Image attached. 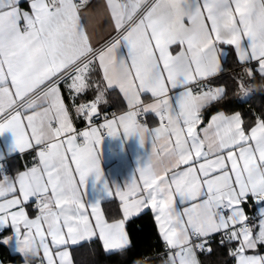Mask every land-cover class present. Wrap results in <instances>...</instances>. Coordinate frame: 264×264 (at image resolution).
Instances as JSON below:
<instances>
[{
  "label": "snow or ice",
  "instance_id": "snow-or-ice-1",
  "mask_svg": "<svg viewBox=\"0 0 264 264\" xmlns=\"http://www.w3.org/2000/svg\"><path fill=\"white\" fill-rule=\"evenodd\" d=\"M19 3L0 0V134L11 130L21 151L38 148L39 163L16 178L22 199L0 203V224L11 221L21 250H32L38 236L48 264H53L42 221L57 246L76 244L77 237L98 230L105 250H121L129 244L125 223L148 208L163 239L177 249L179 259L172 258V264H198L194 249L210 252L208 238L220 232L222 244L239 242L230 252L237 264H264V257L245 255L257 242L264 243V208L258 223L249 227L241 206L249 195L264 202V119L258 118L246 132L239 113H219L196 130L202 109L225 91H203L200 83L221 71L220 58L226 54L221 45L234 47L241 64L257 61L264 77V0H156L139 16L145 0H107L114 26L121 31L100 49L92 47L80 20L87 0H30L31 12L22 11ZM121 42L128 45L129 55L118 59ZM172 45L183 48L173 55ZM94 60L103 67L106 87L118 86L135 109L106 119L101 127L116 136V126L122 125L124 133L138 136L141 143L151 136L153 149L159 141L163 154L159 167L149 158L140 168L142 185L133 181L127 192L117 188L124 219L113 223L104 219L99 202H90L93 224L84 201L88 177L94 174L100 180L103 175L100 129L77 132L60 94L61 84L72 99L89 89L87 75ZM246 72L252 76L250 69ZM238 88L243 97L251 94L243 81ZM171 90L178 91L170 96ZM141 93H150L152 102L141 101ZM103 97L101 90L95 101L76 107L77 113L85 112L91 123ZM27 111L33 114L25 120L21 113ZM141 112L158 115L160 126L149 129L138 123ZM105 189L111 193L109 185ZM16 191V183L5 175L0 197ZM30 197L38 201L35 219L21 206ZM16 206H21L18 211ZM254 227L259 228L255 238ZM57 255L61 264H70L67 251Z\"/></svg>",
  "mask_w": 264,
  "mask_h": 264
},
{
  "label": "crops",
  "instance_id": "crops-1",
  "mask_svg": "<svg viewBox=\"0 0 264 264\" xmlns=\"http://www.w3.org/2000/svg\"><path fill=\"white\" fill-rule=\"evenodd\" d=\"M76 2L79 3V0H76ZM116 2L123 3L125 2V0H116ZM154 2H156V0H145V3L142 4L141 8L137 10L136 16H139L142 12H144L145 7L153 4ZM160 2L169 3L171 2V0H160ZM19 8L22 11L31 12L30 0H20ZM80 20L81 23L84 25L85 31L89 35L90 43L94 49L103 48L108 42L117 38L119 32L121 31L119 29H116L114 26L115 20L111 16L110 9L107 6V0H87V4L80 9ZM184 23L187 25L189 22L185 20ZM21 26H23V21H21ZM125 27H127V23L125 24ZM221 47L223 49H226V54L220 58L221 71L218 74L211 77H206L201 81L204 82L208 81L211 83L212 78L217 77L219 74L224 72L225 64L227 61H229L228 55L231 49L234 51L235 60L239 63V65L248 67V69H250L251 72H253V70L257 71L258 68L257 61H249L241 64L237 59V54L235 52L234 47L228 45H221ZM182 48L183 46L172 45L170 46L169 51L173 55H176L178 51L182 50ZM116 54L118 59L127 58L129 55L128 45L126 43L121 42L116 50ZM96 69H99L100 71L101 81H99V83L97 84L95 88L96 94L91 99L87 101H81L80 99L82 94L85 93L87 90L83 91L80 94H76L75 98L72 99L70 98V96H72L73 94L69 93V91L64 86V84H61L60 87L61 98L68 111L69 119L71 120L72 126L77 130V132L88 130L90 129V127H97L100 129L101 136L103 137L102 143L98 145L100 149L98 152V157H99L100 168L102 170L103 175L100 180H97L94 174L90 175L88 177V181L86 184V191L84 193V201L86 202L89 219L91 222H93V224H94V217L91 215V208L88 207V203L99 202L104 219L108 223H113L117 221V220L109 221L106 219L103 211L102 203L105 200L113 199V198H116L120 201L117 188H119L121 191L127 192L129 186L133 183V181H135L137 185H142L143 182L140 179V168L147 163L149 158H151L152 165L156 167L160 166V160L163 159V154L160 148V142L159 141L157 142V146L155 147L154 150L151 136H146L144 142L141 143L140 138L138 136L135 135L128 136L126 133H124L122 125L116 126L117 128L116 136H111L109 134L107 136L103 135L104 132L108 133L107 129L101 127L103 124L106 123V119L107 120L118 119L120 115H124L127 113L124 110L128 108L129 105L127 98L119 90L118 86L106 87L107 82L104 79L103 67L98 64V60H94L93 64L90 65V71L87 75V83L89 84V80L93 76V74H95ZM218 87L219 86H216V88ZM111 89H115L120 94L122 102L120 104L111 107V108H116L117 110L120 111V113L115 117L105 118L103 121L99 123L92 124L94 120H99L103 118L106 115V113H108V111L103 112L102 107L100 105L102 104L103 101H105V97L108 90ZM101 90L104 91L103 100L101 101V104L97 107V114L92 116L91 123H89V121L85 118V112H81L78 114L76 111V107L80 106L81 104H85L93 101ZM176 91L178 90H171L169 92V95L170 96L174 95ZM140 99L145 104L152 102L150 93H141ZM211 103L212 102H209L208 105L202 109V113H201L202 122L197 126L196 129L198 133L200 132V129L205 127L211 121V117L213 115H217L219 113H223L226 116H230L235 113H239L241 115L239 111L225 112L223 110H218L205 117L204 111L209 107ZM43 107H47V105H44ZM36 111L40 112L42 111V108H37ZM31 114H33L32 111L22 112L21 116L26 120V116ZM147 118H148V125H146V127H148L149 129H154L160 126L161 121L158 115L150 112L147 113ZM53 126L54 127L58 126V122L54 121ZM253 126H255V124ZM245 130L247 132L249 129L248 130L245 129ZM28 131L30 132V129ZM77 142L82 144L83 138L78 136ZM37 152H38V148L25 149L24 151H21L15 145V135L11 130L5 131L4 133L0 134V160H5L7 162V172L0 173V182H3V177L7 175L10 179H12L16 183L17 186L16 193L8 194L6 197H0V203L4 202L5 199H12V198L22 199V194L19 192V188H18V180L16 178L20 173L25 172L31 169L32 167L38 165L39 160H38ZM19 165H22V167H19ZM72 166L74 167V165ZM105 184L109 185L111 193L110 191L105 189ZM33 203H38L36 197H30L28 201L23 202V204L21 205L29 219H35L38 215H40L38 209H34L32 207ZM21 206H16L13 210L18 211ZM241 206L244 208V211L248 217V214L253 209H257L261 213V209L264 208V202H257L254 197L249 195L247 200L244 201ZM147 209L148 208L144 209L143 211ZM151 211L153 212L154 215V211L153 210ZM121 219H124V217ZM20 228H21V233L23 234L26 231V229H24L23 227V224L20 225ZM41 228L45 232V242L48 244V253L52 257L53 264H61L60 257L57 255V253L64 251H67L69 253L70 264H74L71 248L72 246L78 245L84 241L99 238L104 247V243L98 234V230H95L96 231L95 235H90L86 233L84 234L83 237H77L76 244L69 243L67 245L57 246L53 244L51 236L47 233V224L43 221L41 222ZM254 228L257 235L259 232V228L258 227H254ZM125 231L127 232L126 226H125ZM33 232H35V230H33ZM13 234H14V227L11 225L10 220L7 222L6 225L0 224V236H1L0 242L5 243L8 246L11 253L13 254L18 253L22 255H34L38 258V264H48V256L45 255L44 246L43 244L40 243L38 236L36 237L35 247L32 250L27 251L25 253L21 250L19 237ZM160 234L163 239V235L161 232ZM5 237H9L10 239L5 241L3 239ZM128 239H129V234H128ZM163 241L166 243V245H168L164 239ZM262 246L263 245H261V247ZM105 251L112 252L115 250H105ZM194 257L195 260L198 262V264H201L198 257L197 249H194ZM235 259L237 264V257H235ZM0 264H14V263H5L0 259Z\"/></svg>",
  "mask_w": 264,
  "mask_h": 264
},
{
  "label": "trees",
  "instance_id": "trees-1",
  "mask_svg": "<svg viewBox=\"0 0 264 264\" xmlns=\"http://www.w3.org/2000/svg\"><path fill=\"white\" fill-rule=\"evenodd\" d=\"M234 56V51L231 49L224 72L211 79L212 84L224 88L225 91L221 98L209 105L204 114L207 117L218 110L239 111L243 117L244 127L248 130L258 118L264 119V77L256 70H253L252 76L249 77L246 72L248 67L239 65ZM99 81H101L100 71L96 69L89 80L91 87L82 94L81 101L94 97ZM239 81H243L244 88L250 89L251 94L243 97V91L238 88ZM121 102L119 92L111 89L108 90L105 101L100 106L102 111L106 112ZM102 207L107 220L123 218L122 204L118 199L105 200ZM125 226L130 239L127 247L106 252L99 238L84 241L71 248L74 264H172V253L166 249V243L161 237L150 209L127 220ZM220 241L221 239L216 237L213 241L207 242L206 248H210V252L197 251L201 264H236V259L230 252L237 248L238 241H226L223 244ZM0 259L5 263L38 264L36 256L13 254L3 242H0Z\"/></svg>",
  "mask_w": 264,
  "mask_h": 264
},
{
  "label": "built area",
  "instance_id": "built-area-1",
  "mask_svg": "<svg viewBox=\"0 0 264 264\" xmlns=\"http://www.w3.org/2000/svg\"><path fill=\"white\" fill-rule=\"evenodd\" d=\"M200 83H201V85L203 86V91H208L209 89H213V90H214V89L216 88V86H214L212 83H210V82H208V81H205V82H204V81H201ZM247 89H248V88H247ZM248 90H250V89H248ZM250 92H251V90H250ZM93 101H95V99H94ZM93 101H91V102H93ZM88 103H90V102H88ZM100 104H101V101L97 103V107H98ZM134 110H135L134 108H130V107H128V108H126L124 111H125V112H129V111H134ZM85 111H87V110H85ZM119 113H120V111L117 110L116 108H110V110L108 111V113H106V115H105L103 118H101V119H99V120H94V121L92 122V124L99 123V122L103 121L105 118L115 117V116H117ZM136 119H137V122H138V123H140V124H142V125H145V126L148 125L147 114L141 112V114H139V115L136 117ZM164 123H165V125H167V121H166V120L164 121ZM103 135H104V136H107L108 133H107V132H104ZM5 172H7V162H6L5 160H0V173H5ZM32 207H33L34 209H37V203H33ZM260 217H261V216H260V212H259L257 209H253L252 211H250V213L248 214V218H249V227H252V225H253L255 222H257V221L259 220ZM237 227H238V226H237ZM216 237H219L220 239H222V238H223V232L215 233V234L211 235L210 238H208V242L213 241ZM165 247H166V249H167L170 253L173 254L175 260H178V259H179V257L176 256L177 249H173V248L169 247L168 245H166ZM197 251H201V250L197 249Z\"/></svg>",
  "mask_w": 264,
  "mask_h": 264
},
{
  "label": "rangeland",
  "instance_id": "rangeland-1",
  "mask_svg": "<svg viewBox=\"0 0 264 264\" xmlns=\"http://www.w3.org/2000/svg\"><path fill=\"white\" fill-rule=\"evenodd\" d=\"M252 235H253L254 238L256 237L255 228L252 231ZM261 245H263V247H261ZM238 246H239V242H238ZM245 255H247V256H256V257H264V243L257 242L255 248L246 250Z\"/></svg>",
  "mask_w": 264,
  "mask_h": 264
}]
</instances>
